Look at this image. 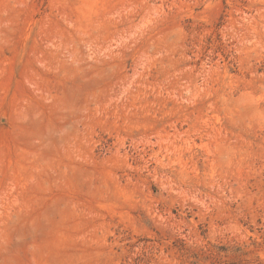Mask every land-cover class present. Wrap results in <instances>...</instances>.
<instances>
[{
  "label": "rangeland",
  "instance_id": "374dc122",
  "mask_svg": "<svg viewBox=\"0 0 264 264\" xmlns=\"http://www.w3.org/2000/svg\"><path fill=\"white\" fill-rule=\"evenodd\" d=\"M0 264H264V0H0Z\"/></svg>",
  "mask_w": 264,
  "mask_h": 264
}]
</instances>
